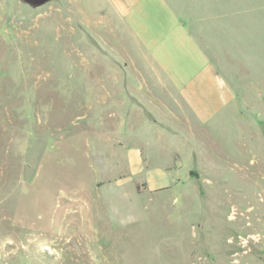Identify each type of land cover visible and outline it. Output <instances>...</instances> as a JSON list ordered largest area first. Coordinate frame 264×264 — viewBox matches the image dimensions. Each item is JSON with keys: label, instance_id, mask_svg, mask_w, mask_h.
<instances>
[{"label": "rangeland", "instance_id": "1", "mask_svg": "<svg viewBox=\"0 0 264 264\" xmlns=\"http://www.w3.org/2000/svg\"><path fill=\"white\" fill-rule=\"evenodd\" d=\"M98 1L0 0V264H264V0H164L190 99Z\"/></svg>", "mask_w": 264, "mask_h": 264}, {"label": "crops", "instance_id": "2", "mask_svg": "<svg viewBox=\"0 0 264 264\" xmlns=\"http://www.w3.org/2000/svg\"><path fill=\"white\" fill-rule=\"evenodd\" d=\"M98 3L105 10L104 22L94 23V27L99 29L98 35H101L103 40L109 39L108 41L113 42L112 46L114 44L117 46L114 45L112 49L123 52L124 66L142 68V83L146 91L137 93L141 95L145 93L149 98L153 97V93H159L168 97H174L177 94L182 98L190 99V93L172 84L174 79L169 76L164 77L168 73L165 72V68L170 66L167 51L172 50L173 44L180 46L185 43L187 37L182 19L166 9L164 0H99ZM97 7L96 12H101ZM154 8H158L159 11L152 13ZM78 12L85 18L87 22L85 25L90 26L84 11L80 9ZM102 31L104 34L100 33ZM151 67L162 68L163 74L156 76L149 69ZM142 72L140 71L141 74ZM134 79H140V77L136 76ZM128 81L126 79V82ZM119 89L122 93L129 90L130 95L132 93L130 90L137 91L131 85ZM126 96L129 95L126 94Z\"/></svg>", "mask_w": 264, "mask_h": 264}]
</instances>
